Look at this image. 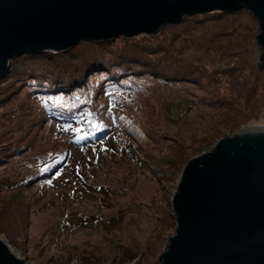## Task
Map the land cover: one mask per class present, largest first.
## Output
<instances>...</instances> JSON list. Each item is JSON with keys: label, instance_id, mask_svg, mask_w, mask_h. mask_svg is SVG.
<instances>
[{"label": "rangeland", "instance_id": "rangeland-1", "mask_svg": "<svg viewBox=\"0 0 264 264\" xmlns=\"http://www.w3.org/2000/svg\"><path fill=\"white\" fill-rule=\"evenodd\" d=\"M258 32L247 9L212 10L11 58L0 76V227L25 258L158 264L186 160L264 124Z\"/></svg>", "mask_w": 264, "mask_h": 264}, {"label": "water", "instance_id": "water-1", "mask_svg": "<svg viewBox=\"0 0 264 264\" xmlns=\"http://www.w3.org/2000/svg\"><path fill=\"white\" fill-rule=\"evenodd\" d=\"M249 10L264 63V0H0V76L25 52L151 33L185 15ZM158 264H264V124L246 122L193 153L171 197ZM0 264H38L0 227ZM157 264V262H152Z\"/></svg>", "mask_w": 264, "mask_h": 264}, {"label": "trees", "instance_id": "trees-1", "mask_svg": "<svg viewBox=\"0 0 264 264\" xmlns=\"http://www.w3.org/2000/svg\"><path fill=\"white\" fill-rule=\"evenodd\" d=\"M4 74V73H3ZM2 74V75H3ZM111 76H113V77H110V78H108V79H106L105 81H102L103 82V89L106 91V90H108L111 86H114L113 85V82H115V78L116 77H118V76H120V74H118V73H113ZM44 85H42L40 88H39V90L43 87ZM106 86H109V87H106ZM37 87H38V84H37ZM40 91H42V90H40ZM47 98H45V100H46ZM78 134H76V136H77Z\"/></svg>", "mask_w": 264, "mask_h": 264}, {"label": "bare ground", "instance_id": "bare-ground-1", "mask_svg": "<svg viewBox=\"0 0 264 264\" xmlns=\"http://www.w3.org/2000/svg\"><path fill=\"white\" fill-rule=\"evenodd\" d=\"M39 53V52H38ZM241 131H246V127H244Z\"/></svg>", "mask_w": 264, "mask_h": 264}]
</instances>
